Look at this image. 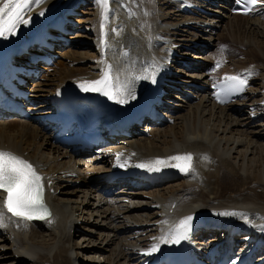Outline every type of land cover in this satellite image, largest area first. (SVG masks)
Segmentation results:
<instances>
[{
    "label": "bare ground",
    "instance_id": "obj_1",
    "mask_svg": "<svg viewBox=\"0 0 264 264\" xmlns=\"http://www.w3.org/2000/svg\"><path fill=\"white\" fill-rule=\"evenodd\" d=\"M230 2L109 0L105 13L100 0H44L26 10L29 23L0 39V52L21 51L10 59L24 68L20 78H33L29 69L48 71L24 89L30 93L31 120L0 117V149L32 160L45 173L55 212L51 221L41 223L5 214L0 264H140L156 253L145 254L149 247H164L161 237L172 234L187 216L191 222L201 220L191 230H199L192 238L198 251L217 241L218 226L238 234L235 247L241 250L250 246V237L253 247L264 239V9L248 17L232 15ZM57 23L65 24V33L55 29ZM228 40L240 48L234 51L243 49V58L226 52ZM45 53L58 58L53 64L58 70L32 64V55ZM215 63L222 64L220 70L207 73ZM109 64L119 106L138 101L153 79L167 82L168 104L161 109L168 120L148 136L134 130L130 138L101 147L84 161L82 154L53 143L44 116L63 87L99 80ZM229 76L249 82L240 102L216 106L206 91L186 100L185 91ZM185 153L193 156V171L179 172L178 180L162 187L131 180L119 182L120 189L106 196L104 184L95 179L114 166L145 160L166 161L159 165L174 171L176 162L168 158ZM223 212L243 213L247 219Z\"/></svg>",
    "mask_w": 264,
    "mask_h": 264
},
{
    "label": "snow or ice",
    "instance_id": "obj_2",
    "mask_svg": "<svg viewBox=\"0 0 264 264\" xmlns=\"http://www.w3.org/2000/svg\"><path fill=\"white\" fill-rule=\"evenodd\" d=\"M43 2L44 0H0V37L7 38L8 35H14L20 24L29 23V20L24 18L26 10H30L32 4L40 5ZM100 2L105 5V13H107L109 0H100ZM240 2L241 0H237V3ZM257 2L258 0H247L249 6L255 5ZM250 11H252L251 7H245L242 14H248ZM40 14L43 15V12ZM107 18L105 14L104 19ZM100 27L102 30L101 43L103 44L105 43L103 37L106 35V33H103L104 24L101 23ZM112 31H116V29H112ZM226 80L230 81L236 90H239V87L245 84V81L238 76H229L226 77ZM152 82L155 83V80L153 79ZM80 87L84 91L100 92L109 96L110 99L113 98L112 89L115 84L112 76V65L106 66L101 79L85 81ZM117 91L119 90L117 89ZM168 161H175L176 163L173 166L181 172L193 171V156L191 153L171 156ZM154 163L159 165L166 163V161L156 160ZM141 167H144V165H141ZM42 180L43 178L30 162L12 152L0 150V193H6V196L0 200V226H2L5 216L4 209H7V212L11 213L12 216L24 220L44 219L50 215L43 203ZM220 215H239L247 219L246 214L243 213L223 212ZM192 220V216L182 219L178 228L172 234L161 237L163 242L178 243L181 239L186 238ZM158 250L159 245L154 243L145 254H152Z\"/></svg>",
    "mask_w": 264,
    "mask_h": 264
},
{
    "label": "rangeland",
    "instance_id": "obj_3",
    "mask_svg": "<svg viewBox=\"0 0 264 264\" xmlns=\"http://www.w3.org/2000/svg\"><path fill=\"white\" fill-rule=\"evenodd\" d=\"M86 8V6L84 7V9ZM83 8H78V10H82ZM81 14V13H80ZM224 44H225V46H227V48H226V52L228 53V54H232V52L235 50L234 48L236 47L237 49H240L238 46H235L234 44H230V41L228 40V41H226V42H224ZM231 46V47H230ZM235 46V47H234ZM83 47H85L84 45H83ZM213 50H215V49H212V51ZM209 51H211V50H209ZM241 52H243V49H242V51ZM241 52H239V51H234L233 53H234V56L237 58V59H241V58H243V54L241 53ZM58 60V59H57ZM56 60V61H57ZM57 67V68H56ZM55 67V65H54V67L53 66H51V68L52 69H56V70H58V66H56ZM48 73V71H45V70H43L42 71V73H41V75L36 79V81H38L41 77H42V75L43 74H47ZM8 120H11V119H8ZM93 154V153H92ZM86 157V159L88 158V157H90V155H87V156H85ZM89 159V158H88ZM86 167H82V169H85ZM74 178H77V177H74ZM80 235V234H79ZM78 235V236H79ZM76 239V238H75ZM7 255L9 256L10 255V253L8 254L7 253ZM8 260H10V262H15V258H9ZM12 262V263H13ZM78 264H80V263H78Z\"/></svg>",
    "mask_w": 264,
    "mask_h": 264
}]
</instances>
